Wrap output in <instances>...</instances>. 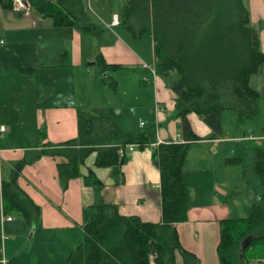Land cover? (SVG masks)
<instances>
[{"label":"crops","instance_id":"0c3cea01","mask_svg":"<svg viewBox=\"0 0 264 264\" xmlns=\"http://www.w3.org/2000/svg\"><path fill=\"white\" fill-rule=\"evenodd\" d=\"M125 5L126 0L68 1V8L82 17V23L103 25L116 36L112 43L104 40L103 44L93 47L84 40L79 26L56 25L30 3L8 8L0 2V37L6 41L0 45V124L6 126L0 138V256L7 257V264H68L69 254L84 238L83 209L98 201L117 205L123 215H138L145 221L162 220L161 173L152 153L159 142L185 140L172 88L177 75L172 74L167 80L163 75L144 76L148 79L140 80L142 84H150L145 89L156 102L151 117L154 123L147 131H142L148 135L150 145L136 147L130 153L129 160L122 166V180L117 182L112 167H95L93 158L83 169L86 172L88 167H93L104 182L99 194L93 186L84 183L83 176L71 179L65 188L58 177L57 164L63 160L61 157L43 155L25 164L18 183L41 208V215L33 225L17 212H5L1 193L3 178H9L14 163L28 151L40 149L45 142L57 143L77 137L87 127L79 109L85 105L84 97L94 101L99 91L103 95L107 91L102 77L92 78L89 70L85 77L82 65L84 69L85 65H98L99 53L107 63L117 66L106 74L123 65H142L140 53L118 39L121 34L117 31L123 30L118 27L122 25L112 23L114 14L122 17ZM84 9L87 13L81 15ZM102 33L98 35L104 36ZM258 33L264 51V29ZM259 70L251 76L250 84L264 102V63ZM130 76L136 80L132 72ZM129 84L122 98L127 93L134 99L132 103L143 105V90L137 89L140 84L136 81V88L133 81ZM101 115L107 113L95 118ZM87 118L93 117L87 115ZM116 118L124 131L134 134L141 130L128 128L125 120ZM188 119L193 131L203 139L190 142L188 153L194 151L198 167L187 166V155L184 170L191 192L190 208L187 220L175 226L181 245L199 258L198 264H221L218 253L221 221L247 216L251 206L261 202L263 185L255 170L253 145L251 151L246 147L245 162L240 164L243 168L225 162V166H217L215 148L227 136L210 139L212 129L199 115L190 113ZM244 135L239 138L253 143L259 141L257 146L264 148V125L262 135ZM246 169L256 173L253 184ZM11 215L13 218L7 219ZM258 260L254 258L252 264H259ZM176 263L184 264L179 252H176Z\"/></svg>","mask_w":264,"mask_h":264},{"label":"trees","instance_id":"16d2710c","mask_svg":"<svg viewBox=\"0 0 264 264\" xmlns=\"http://www.w3.org/2000/svg\"><path fill=\"white\" fill-rule=\"evenodd\" d=\"M69 0H28L31 7L50 17L56 25L79 26L84 32L99 33L98 26L82 23V17L68 8ZM15 7L14 0H0ZM245 0H126L119 24L153 36L157 74L177 75L173 82L176 109L182 119L183 142H159L152 159L161 173L162 220L145 221L138 215H123L115 204L98 201L83 209L84 238L69 254L68 264H177L176 252L184 264H198L199 258L185 249L175 224L186 221L191 192L185 182V163L190 142L203 139L192 129L190 113L199 115L210 126V139L224 136L222 113L237 110L242 118L259 113V93L250 84L260 71L264 51L258 30L252 25ZM84 11L81 15L86 14ZM82 23V24H81ZM255 33V37H253ZM96 62L102 79L117 92L118 81H107V70L115 69L99 53ZM43 137V135H42ZM150 145L146 133L124 131L110 115L88 119L87 128L77 137L62 142H45L28 151L14 163L9 178H3L1 193L5 212L14 211L30 225L41 215V208L19 185L25 164L43 155L61 157L58 177L65 188L71 179L83 176L86 185L100 194L104 182L93 167L84 171L93 154L95 167L114 168L117 182L122 166L129 160L128 147ZM254 165L264 186V148L254 147ZM244 157H227V165L244 164ZM85 172V173H84ZM218 253L221 264H264V192L260 203L251 206L244 217L221 221ZM254 241L240 254V242L247 235Z\"/></svg>","mask_w":264,"mask_h":264},{"label":"rangeland","instance_id":"374dc122","mask_svg":"<svg viewBox=\"0 0 264 264\" xmlns=\"http://www.w3.org/2000/svg\"><path fill=\"white\" fill-rule=\"evenodd\" d=\"M248 5V7L251 10V16H252V25L258 30V32L262 29H264V0H245ZM262 4V5H261ZM25 5V4H24ZM26 6V5H25ZM29 6V5H27ZM123 9L121 10V13H123ZM121 17V16H120ZM118 28H123V30L119 29L117 33L121 34L120 38L124 42L126 41L128 45L134 47L138 53H140V56L143 59L142 65L139 66H128L123 65L120 69L117 71H108L107 73V81L110 82L112 79L109 76L114 77L115 80H118L120 83L118 85L117 92L112 90L109 87V84H105V90L107 93L104 95L101 91L97 93L96 100H91V98H88L87 96L84 97V104L83 106H80L79 109L81 111L82 116V122L84 124V127L87 126L88 121L86 119L87 115L90 117L95 118L96 115L107 113V115H110L114 118L116 116L118 117V120L121 121L125 120L127 122L128 128H138L141 129L139 132L134 134H139L142 131H147L150 129L151 126H153L154 120L151 118L154 114V106L156 107V102L152 100V94L145 89L146 87H150V84H142L140 80L144 78V76H153L152 69H156V60L153 52V36L149 32L140 33L139 32V26L136 28V31L130 30L128 27L122 25ZM98 30L100 33H104V36H100L97 33H87L84 32L82 29L80 31L82 32V36L85 37L84 40L88 41L89 46L92 45L95 47L98 44H103V41L106 40L108 43H112L116 40V36L111 32L107 31L106 28L101 25ZM102 33V34H103ZM135 45L138 47V49L135 47ZM86 68L84 69V65L81 66L82 72L86 75V72L89 70L93 77L101 78L102 71L100 70V67L96 64L94 65H85ZM130 72L135 74L136 80L134 81V78L130 76ZM173 76H176L175 73H172ZM160 75L157 74V78ZM80 82V84L84 81ZM139 77V78H138ZM166 80L167 77L163 76ZM133 81L134 87L136 88V81L139 85L137 89H142L143 93V105H139L137 103H132L134 99L129 98L127 93H125V98H122L123 91L126 90L128 87L127 85H130ZM87 83V81H86ZM131 91V90H130ZM82 94L80 93V99ZM102 96L103 99H102ZM260 97V94H259ZM261 98V97H260ZM259 98V113L256 117L252 118H242L239 114V112L234 109L226 110L224 111L222 115V128L224 135L227 136V139L221 144L217 145L216 153L218 154V157L214 160L217 162V166H225V157L236 155V156H243L246 158L248 151L246 150V147H248L251 151V145L253 147L258 145L259 141H254V143L251 140H246V138H239L240 136L247 135H262L263 132V125H264V102L262 98ZM126 101H124V100ZM86 111H90L89 114L86 113ZM117 119V118H116ZM141 122H144V127H141ZM87 128V127H86ZM86 128L82 129L80 133H82ZM194 150H199V147H194ZM189 152V151H188ZM194 152V151H193ZM188 153L189 159L187 160V166H197V163H195V153ZM214 153V150H213ZM94 154L90 156L88 159V163L92 162V159L94 158ZM213 161V162H214ZM242 168L244 165H239ZM198 167V166H197ZM238 167V168H241ZM241 168V169H242ZM246 168H249V166H246ZM247 177L251 181V183H254V175L256 176V173L246 169ZM263 185V184H262ZM264 191V186H263ZM153 264H155L153 262Z\"/></svg>","mask_w":264,"mask_h":264},{"label":"built area","instance_id":"2783aa9c","mask_svg":"<svg viewBox=\"0 0 264 264\" xmlns=\"http://www.w3.org/2000/svg\"><path fill=\"white\" fill-rule=\"evenodd\" d=\"M15 1V4H18V5H20V6H25L24 5V3L22 2V0H14ZM119 21H120V16L116 13V14H114V17H113V24H119ZM6 41H5V38H3V37H0V45H2V44H4ZM152 73H153V75L156 77L157 75V71H156V69L154 68V69H152ZM148 78L147 77H144V80H147ZM141 125L143 126L144 125V122H141ZM4 131H6V126L5 125H3V124H0V138H1V134H2V132H4ZM137 146L136 145H130L129 147H128V152L129 153H131V152H133L134 150H135V148H136ZM11 218H13L12 217V215L11 216H8L7 217V219H11ZM7 262H8V259H7V257L4 255V254H2L1 256H0V264H7Z\"/></svg>","mask_w":264,"mask_h":264},{"label":"water","instance_id":"95a60500","mask_svg":"<svg viewBox=\"0 0 264 264\" xmlns=\"http://www.w3.org/2000/svg\"><path fill=\"white\" fill-rule=\"evenodd\" d=\"M22 2L27 6L29 5L28 0H22ZM253 37H255V33H253ZM255 239V235H247L246 237H244L241 242H240V254L242 256L245 255L246 249L248 247H250L251 243L254 241Z\"/></svg>","mask_w":264,"mask_h":264}]
</instances>
